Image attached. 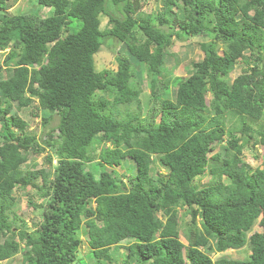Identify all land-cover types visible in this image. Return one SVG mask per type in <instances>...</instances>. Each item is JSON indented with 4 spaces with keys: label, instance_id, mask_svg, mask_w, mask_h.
Here are the masks:
<instances>
[{
    "label": "trees",
    "instance_id": "trees-1",
    "mask_svg": "<svg viewBox=\"0 0 264 264\" xmlns=\"http://www.w3.org/2000/svg\"><path fill=\"white\" fill-rule=\"evenodd\" d=\"M15 1L0 0V263L264 264V0H159L154 17L135 13L139 0H36L49 17L13 14ZM195 38L203 59L172 76L166 58L180 62L169 49ZM104 39L125 48L115 71L95 69ZM33 100L39 138L11 114ZM250 143L262 150L252 171L240 159ZM44 152L51 172L24 170ZM128 159L122 181L113 171ZM206 171L216 182L196 190ZM15 189L40 194L33 232L8 222ZM178 210L189 217L185 242ZM255 221L263 232L247 237ZM246 243V260H212Z\"/></svg>",
    "mask_w": 264,
    "mask_h": 264
},
{
    "label": "rangeland",
    "instance_id": "rangeland-1",
    "mask_svg": "<svg viewBox=\"0 0 264 264\" xmlns=\"http://www.w3.org/2000/svg\"><path fill=\"white\" fill-rule=\"evenodd\" d=\"M162 8L161 3L159 0H139L138 3V9L135 11V13L143 12L146 14H151V16H155L157 11H159ZM9 12L13 14H26V13H32L36 14L41 17H49L52 15V9L40 6L36 3V0H16L14 5L10 8ZM101 24L100 29H103L107 25L106 18L101 17ZM212 26V25H211ZM166 29V27H164ZM206 36V35H205ZM204 36V37H205ZM203 41L201 38H195L192 39V42L190 45H182V43L173 45L169 52L176 56L177 61L180 63H176L175 59L173 57L166 58L164 67H166L168 70H170V73L172 76H179L182 79L186 78L189 73L185 69V66L187 64H190L192 62H196L200 59H202L203 54L199 49L198 43ZM223 50V47L219 48V51ZM5 50L4 52H6ZM125 48L116 40L114 39H104L102 46L100 48V51L94 55V65L95 69L97 71L108 69L110 71L116 70V61L115 56L118 55L120 52H124ZM0 52V53H4ZM1 61V59H0ZM245 68V66L242 63H236L233 71L229 75V80L231 81L234 77L239 75L241 73V69ZM135 70L137 72V80L139 82V86L142 88V93L139 96L140 102H141V108L142 110H146L149 104V90L146 86V78L145 74H141L139 72V68L135 65ZM11 114L17 115L19 118H21L27 125L28 131L35 135L37 138L40 137L42 130H44V126L42 125V112L37 106V101L33 100L32 104L28 107L22 108L20 110L12 109ZM236 120V117H234V121ZM263 124H264V118H263ZM55 119L50 122V124L47 127H50L54 125ZM228 125V124H227ZM240 127L238 123L234 124V127ZM256 126V125H255ZM243 138V135L237 134V137ZM214 151L216 152L218 150V144H214L213 146ZM262 154L261 148L256 145L252 146L250 143L247 145H244L242 148V154L240 156L241 162L246 165V167L252 171L257 166L261 165L260 156ZM46 155L47 153L44 152L40 155H35L33 153L28 155V161L23 165L24 170H32L37 168H43L46 171L52 170V167H50L46 162ZM34 165H36L34 167ZM56 165L55 159L52 160V166ZM133 162L132 160L128 159L123 162L122 166L114 168V173L117 174V176L121 177L120 179L122 181L125 180L124 176L129 173L128 171L132 169ZM152 168L157 171L159 174H167L166 169H164L161 164L156 160L153 164ZM110 171V169H108ZM155 171L152 172L153 175H155ZM133 173V171L131 172ZM50 179V178H49ZM36 185L41 186V179L36 180ZM216 182L215 176L209 174L208 171H206L202 176L197 177L193 181V187L196 190H199L201 188L208 187L210 185H213ZM224 184H227L229 181L227 179L221 180ZM13 196L15 198V207L11 209L9 212H7V219L8 222L14 227V231L18 232L19 230H25L26 232H33L38 224L41 222V214L40 209L35 208L34 206H38L41 203V198L39 192L34 189H29L28 191H22L15 189L13 192ZM179 215V224H178V232L180 235V240L182 242H185L184 240V232L186 229L187 221L189 220V217L184 215V212L182 210H178ZM253 232H263V230L258 226L257 221L254 222V224L251 226L250 230L247 233V237H249ZM86 233V229L82 226L79 230V234L81 239H84V234ZM18 238V237H17ZM124 251V250H120ZM80 253L82 256L83 254L87 253V248L82 246L80 249ZM251 253V247L248 243L244 245L240 249H227L226 251L215 254L212 256V260H218V259H238V260H246ZM21 259V254H18L16 257L1 262L0 264H13L14 259ZM86 264H92L89 260L85 259Z\"/></svg>",
    "mask_w": 264,
    "mask_h": 264
},
{
    "label": "clouds",
    "instance_id": "clouds-1",
    "mask_svg": "<svg viewBox=\"0 0 264 264\" xmlns=\"http://www.w3.org/2000/svg\"><path fill=\"white\" fill-rule=\"evenodd\" d=\"M202 59H203V57H202ZM202 59H200V60H198V61H196V62H199V61H201Z\"/></svg>",
    "mask_w": 264,
    "mask_h": 264
}]
</instances>
